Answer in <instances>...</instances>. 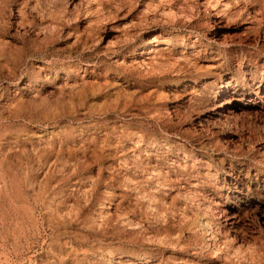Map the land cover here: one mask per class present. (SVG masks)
Listing matches in <instances>:
<instances>
[{
	"label": "rangeland",
	"instance_id": "obj_1",
	"mask_svg": "<svg viewBox=\"0 0 264 264\" xmlns=\"http://www.w3.org/2000/svg\"><path fill=\"white\" fill-rule=\"evenodd\" d=\"M92 1L0 0V264H264V0Z\"/></svg>",
	"mask_w": 264,
	"mask_h": 264
},
{
	"label": "bare ground",
	"instance_id": "obj_2",
	"mask_svg": "<svg viewBox=\"0 0 264 264\" xmlns=\"http://www.w3.org/2000/svg\"><path fill=\"white\" fill-rule=\"evenodd\" d=\"M95 1V0H94ZM94 1H92V2H94ZM97 1V0H96ZM185 1V0H184ZM40 2V1H39ZM133 2H135V1H133ZM164 2L166 3V2H168V0H159V2H158V4L156 5V4H153V5H155L154 6V8L156 9V11H158L159 13H161L162 15H163V18H164V16H167V17H169L172 13H174V9H173V7H174V5L176 4V3H171V2H169L168 3V5L167 4H165L164 5ZM25 3H27V2H25ZM139 3V2H138ZM181 3V2H180ZM40 4V3H39ZM121 4V3H120ZM178 4V3H177ZM225 4V3H224ZM184 5V4H183ZM87 6V5H86ZM91 7V6H90ZM120 7V6H119ZM55 8V7H54ZM83 8V7H82ZM85 8V7H84ZM123 8V7H122ZM151 9V8H150ZM25 10V9H24ZM146 10V9H145ZM51 11V10H50ZM56 11V10H55ZM153 11V10H152ZM49 12V11H48ZM47 12V13H48ZM92 12V11H91ZM27 13V12H26ZM63 13V12H62ZM176 13V12H175ZM60 14V13H59ZM58 14V15H59ZM130 14V13H129ZM158 14V13H157ZM183 14V13H182ZM49 18L47 19V20H49V23H47L46 22V26H45V30H46V32H48V33H52L49 37L51 38V39H54V37L53 36H55L53 33H55V31L56 32H58V30H62L63 29V24L61 23V22H58V20L60 21V17H58L57 15H56V13H54V12H50L49 14ZM145 15V14H144ZM159 15V14H158ZM176 15V14H175ZM179 15V14H178ZM61 16V15H60ZM62 18V17H61ZM70 18V17H69ZM63 19H64V17H63ZM143 19V18H142ZM158 19V18H157ZM167 19V18H166ZM66 20V19H65ZM131 21V20H130ZM140 21V20H139ZM64 22V21H63ZM66 22V21H65ZM64 22V23H65ZM133 22V21H132ZM136 22V21H135ZM138 22V21H137ZM166 22V21H165ZM26 24V15H25V13L23 12V9H19L18 10V22H17V25L19 26V27H24V25ZM61 27L60 29H58V27L59 26ZM25 26H27V25H25ZM135 27H136V24H135ZM135 27H132V28H135ZM137 27H139V26H137ZM29 28V27H28ZM135 30V29H134ZM131 31V30H130ZM134 33V32H133ZM56 34V33H55ZM131 34V33H130ZM134 35V34H133ZM135 35H137V34H135ZM134 35V36H135ZM79 37V36H78ZM129 37V36H128ZM80 38V37H79ZM132 38V37H131ZM130 38V39H131ZM162 38V35H160L159 33H157L156 35H155V37L153 38V40L154 41H150V43H149V45H148V48H147V50L148 51H150L149 53H148V56L145 58V59H142V61H141V66L143 67V66H145V67H153V65H154V63H156V61L155 62H153L154 60L152 59V52H155L156 51V48H155V43H160V41L162 40L161 39ZM134 38H132L131 40H133ZM128 40V39H127ZM134 41V40H133ZM156 44V45H157ZM154 48V49H153ZM147 50H145V51H147ZM147 51V52H148ZM142 53V52H141ZM157 54V53H156ZM155 56V55H154ZM160 63V62H159ZM162 63V62H161ZM139 64V63H138ZM167 64V63H166ZM165 64V65H166ZM140 65V64H139ZM138 65V66H139ZM52 66V65H51ZM88 66V65H87ZM76 69V68H75ZM90 70V69H89ZM85 72V71H84ZM150 72V71H149ZM77 73V72H76ZM91 73V72H90ZM148 73V72H147ZM49 76V75H48ZM82 76V75H81ZM84 77V76H83ZM74 78V77H73ZM98 80V79H97ZM93 81V80H92ZM56 82V81H55ZM102 82V81H101ZM80 83V82H79ZM78 85V84H77ZM262 98L264 99V95L262 96ZM227 102V101H226ZM163 144V143H162ZM126 150V149H125ZM155 156V155H154ZM139 157V156H138ZM161 157V156H160ZM154 158V157H153ZM133 159V158H132ZM131 160V159H130ZM132 161V160H131ZM132 164V163H131ZM154 164V163H153ZM135 167V166H134ZM67 170V169H66ZM139 170V169H138ZM158 172V171H157ZM156 173V172H155ZM160 173V172H159ZM157 174V173H156ZM161 174V173H160ZM167 174V173H166ZM150 175V174H149ZM157 176V175H156ZM178 177V176H177ZM154 178V177H153ZM208 178V177H207ZM160 185H161V183H160ZM182 187V186H181ZM170 188V187H169ZM172 188V187H171ZM190 190V189H189ZM188 190V191H189ZM187 191V192H188ZM191 192H193V191H190L189 193H191ZM195 192V191H194ZM196 192H197V190H196ZM189 193H187L188 195H190ZM192 195H193V193H191ZM199 194V193H198ZM208 198V197H207ZM211 198V197H210ZM197 199V198H196ZM204 200H205V198H204ZM206 200H208V199H206ZM201 201H203V200H201ZM209 201V200H208ZM207 201V202H208ZM206 202V201H205ZM215 203V202H214ZM213 203V204H214ZM206 204V203H205ZM207 205V204H206ZM218 210V209H217ZM68 211V210H67ZM225 212V211H224ZM221 213V212H220ZM223 215H224V213H223ZM229 215V214H228ZM227 215V216H228ZM226 216V215H225ZM218 217V216H217ZM220 217V216H219ZM207 224H209V223H207ZM210 225V224H209ZM218 231V230H217ZM224 234V233H223ZM242 242V241H241ZM224 243V242H223ZM226 247V246H225ZM236 248V247H235ZM228 252V251H227ZM231 255V254H230Z\"/></svg>",
	"mask_w": 264,
	"mask_h": 264
}]
</instances>
